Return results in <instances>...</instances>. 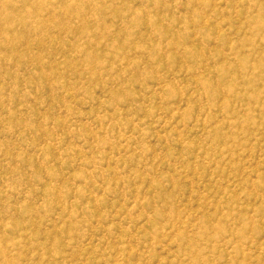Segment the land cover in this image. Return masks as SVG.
Listing matches in <instances>:
<instances>
[{
    "label": "rangeland",
    "instance_id": "1",
    "mask_svg": "<svg viewBox=\"0 0 264 264\" xmlns=\"http://www.w3.org/2000/svg\"><path fill=\"white\" fill-rule=\"evenodd\" d=\"M16 1L0 264H264V0Z\"/></svg>",
    "mask_w": 264,
    "mask_h": 264
},
{
    "label": "bare ground",
    "instance_id": "2",
    "mask_svg": "<svg viewBox=\"0 0 264 264\" xmlns=\"http://www.w3.org/2000/svg\"><path fill=\"white\" fill-rule=\"evenodd\" d=\"M11 2L12 4L10 5V8H11V10H14V9H18V4L19 3H17V1L16 0H0V8L1 9H4V10H6L5 8H7V6H6V2ZM30 1V3H31V5L30 6H27L29 9H28V11H26V13H28L29 14V16H30V14H32V12L33 11H36L35 9H34V5H33V3L34 2H31V1H34V0H29ZM37 1V5L38 4H41V5H43V4H50L52 1H54V0H36ZM83 1V0H82ZM19 2V1H18ZM62 3V2H61ZM84 3V2H83ZM35 4V3H34ZM47 4V5H48ZM36 6V5H35ZM27 7H24V8H27ZM23 8V9H24ZM36 8V7H35ZM43 8V7H42ZM66 9V8H65ZM100 9V8H99ZM10 10V11H11ZM38 10V9H37ZM70 8L68 7V9L66 10V12L67 13H69L70 14ZM100 13V12H99ZM98 13V14H99ZM34 14V13H33ZM35 17V16H34ZM31 19V18H30ZM34 20V19H33ZM30 26L34 29V26H35V24H34V22L33 23H30ZM42 26V25H41ZM36 28H37V26H36ZM36 30V29H35ZM34 31V30H33Z\"/></svg>",
    "mask_w": 264,
    "mask_h": 264
}]
</instances>
